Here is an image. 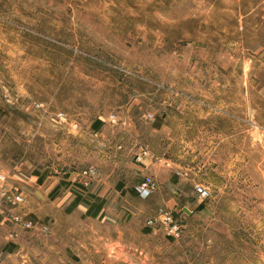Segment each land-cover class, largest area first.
Instances as JSON below:
<instances>
[{"label":"rangeland","instance_id":"374dc122","mask_svg":"<svg viewBox=\"0 0 264 264\" xmlns=\"http://www.w3.org/2000/svg\"><path fill=\"white\" fill-rule=\"evenodd\" d=\"M226 130L246 131L241 160L221 161ZM141 148L190 165L219 160L230 178L214 184L228 180L243 199L210 201L214 211L186 219L177 207L181 235L169 237L147 225L158 200L133 193L148 172L134 161ZM88 168L122 183L117 222L87 213L54 224L52 212L64 208L57 189L20 205L0 201L3 224L31 234L20 255L46 257L45 242L67 240L76 248L55 264H206L230 243L223 225L241 221L249 256L264 264V0H0V174L9 183L68 177L73 198ZM236 208L246 212L230 216ZM83 241L116 243L83 263Z\"/></svg>","mask_w":264,"mask_h":264},{"label":"crops","instance_id":"0c3cea01","mask_svg":"<svg viewBox=\"0 0 264 264\" xmlns=\"http://www.w3.org/2000/svg\"><path fill=\"white\" fill-rule=\"evenodd\" d=\"M245 134V130H236L233 132L226 130L223 132L224 139L221 142V147L228 150L226 154L223 152L224 156H222L221 161L230 162L232 158L241 160V148L246 144ZM231 137L237 138L232 140ZM232 146L238 147L239 150L237 156H234L236 154L233 153L235 158L231 154ZM243 159H245V157ZM214 160L212 164L204 167L203 165H190L177 158L173 160L166 157L165 160L162 159V162H153L148 159L145 161V166H136L148 171L146 175L153 178L154 188L150 195L158 200L160 207H166L171 210H175L179 207L186 215L184 216L186 219L189 215H193L194 213L193 216L196 217L203 212L214 211L208 208L210 201H234L243 199L244 194L235 192L230 188L228 181L230 178L229 168L225 167V164H220L219 160H215L217 162H214ZM201 172H204L206 175L205 179L199 177V173ZM216 177H227L228 180H222L220 184L215 185ZM70 181V178L63 176L40 177L38 175H29L25 179L12 180L10 183L9 180H7V182H5V187H10V184L14 183L22 190L24 201L27 203L33 201L35 197H45L52 190L57 189L58 196L53 199L58 200V203H61V206L64 208L52 212L51 215L54 218V224L58 222L56 217L58 218L60 215L69 218L76 215L79 217H88L87 210L89 205L85 201H82V198H84L82 195L83 193L98 197L104 202L101 209L95 214V218L100 219L102 223L110 222L115 224V222H117L121 212L117 210L115 206L118 201L124 199V194L126 195V192L122 190V183L118 182L117 184H111L102 178H97V174L91 177L81 175L79 183L83 185L85 191H82L83 193L77 192L81 195V199L74 208L70 209L68 206L72 204L75 197V195H73V198H69L71 191H74ZM195 184L203 185L209 191V197L206 199L199 198L194 191ZM135 185L133 186V193L137 194ZM215 188H217L218 191H215ZM114 194L115 197H113ZM0 201L4 200L0 198ZM187 208L190 210L186 211ZM12 210L15 211L14 208ZM244 212H246L245 209H231L230 213L233 214L230 216H239L240 213ZM135 213L136 212H134V214ZM3 219H0V264H55L57 260H60L59 254H62V259L65 260L67 258L66 250L76 248L73 246L74 244L72 242L67 240L47 241L44 245L50 252L47 253L46 257L28 256V254L20 255V249H22L21 243L24 241L25 237L31 234L22 231L20 227L13 226L9 228L8 225L3 224ZM245 228L246 227H244L241 221L226 222L223 225V232L228 235L230 243H228V247L224 248L221 256L207 253L206 264H260L257 258L253 260L249 256V246L246 242ZM115 243L116 242L103 243L100 241L89 243L83 241L79 244L77 249H80L81 258L85 259L84 261L82 260V262L85 263L88 258H102V256L99 255L100 251L106 249V251H108L110 248L109 246ZM25 244L27 245V243ZM31 244L27 246H32ZM255 248L257 250V255L260 251V240H258V244ZM92 251H94V254H92Z\"/></svg>","mask_w":264,"mask_h":264},{"label":"built area","instance_id":"2783aa9c","mask_svg":"<svg viewBox=\"0 0 264 264\" xmlns=\"http://www.w3.org/2000/svg\"><path fill=\"white\" fill-rule=\"evenodd\" d=\"M149 118L152 117L148 114ZM110 122H116L115 115L109 116ZM153 162H162V158L154 155L147 148H141L134 156V161L142 166H145L146 160ZM167 164V163H166ZM96 174L95 168H88L83 171L84 176H94ZM5 176L0 174V198L12 205H20L24 201L23 193L16 187L6 188L5 187ZM154 188V180L151 176L145 175L136 185L135 191L141 198H147L150 196ZM194 191L199 198L205 199L209 196V191L201 184L194 185ZM15 223L22 225L24 228H30L33 226V222L28 219H24L22 216L15 214L12 216ZM158 224L165 235L178 238L181 235L182 225L177 221L173 211L166 207H158L154 217L147 220V225L152 226ZM262 259L264 262V238L262 239Z\"/></svg>","mask_w":264,"mask_h":264},{"label":"trees","instance_id":"16d2710c","mask_svg":"<svg viewBox=\"0 0 264 264\" xmlns=\"http://www.w3.org/2000/svg\"><path fill=\"white\" fill-rule=\"evenodd\" d=\"M99 125H100V121H97L96 124H94V127L98 128ZM90 197L94 198L93 195H90ZM80 199H81V195L75 194V197H74V200H73L72 204L78 203V201H80ZM86 201L85 202L89 205L87 213L90 214V215H95L101 209V207L103 205L102 200H100L99 203H93V202H91L89 200H86Z\"/></svg>","mask_w":264,"mask_h":264},{"label":"water","instance_id":"95a60500","mask_svg":"<svg viewBox=\"0 0 264 264\" xmlns=\"http://www.w3.org/2000/svg\"><path fill=\"white\" fill-rule=\"evenodd\" d=\"M186 211H188V210H186Z\"/></svg>","mask_w":264,"mask_h":264}]
</instances>
